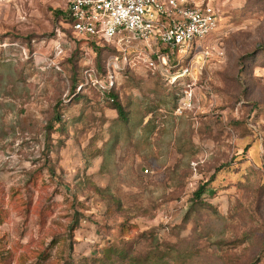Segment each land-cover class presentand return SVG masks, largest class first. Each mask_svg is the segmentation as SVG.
<instances>
[{"label":"rangeland","instance_id":"rangeland-1","mask_svg":"<svg viewBox=\"0 0 264 264\" xmlns=\"http://www.w3.org/2000/svg\"><path fill=\"white\" fill-rule=\"evenodd\" d=\"M190 1L216 30L153 70L0 2V264H264V0Z\"/></svg>","mask_w":264,"mask_h":264},{"label":"built area","instance_id":"built-area-1","mask_svg":"<svg viewBox=\"0 0 264 264\" xmlns=\"http://www.w3.org/2000/svg\"><path fill=\"white\" fill-rule=\"evenodd\" d=\"M68 18L79 39L122 53L144 46L141 55L153 70L168 65L171 53L190 52L206 41L220 17L213 6L190 0H69ZM155 48L158 61L149 58Z\"/></svg>","mask_w":264,"mask_h":264},{"label":"trees","instance_id":"trees-1","mask_svg":"<svg viewBox=\"0 0 264 264\" xmlns=\"http://www.w3.org/2000/svg\"><path fill=\"white\" fill-rule=\"evenodd\" d=\"M67 23L68 24L70 23L68 16H67ZM83 41H85V40H83ZM87 42L90 43V44H92V45H94V46H96V47H101V46H98L96 43H94L91 40L90 41H87ZM103 48H110V47L109 46H104ZM110 50H112L113 52H116V50L114 48H110ZM110 96L113 98L112 101L114 102L113 109L115 111H117V113L119 115V118L122 119V120H124L126 122L127 121L126 113L124 111L123 106L120 104V102L118 100V97L115 96V95H112V94H110ZM61 119H62L61 116L58 115L57 118H56V121L60 122ZM205 192H206V186H203L199 191L196 192V195L195 196L197 197V199L200 200L202 198V196L205 194ZM103 264H112V263H103Z\"/></svg>","mask_w":264,"mask_h":264}]
</instances>
